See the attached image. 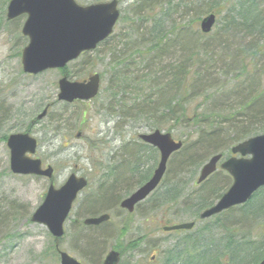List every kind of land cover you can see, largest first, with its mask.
Wrapping results in <instances>:
<instances>
[{"label":"rangeland","instance_id":"rangeland-1","mask_svg":"<svg viewBox=\"0 0 264 264\" xmlns=\"http://www.w3.org/2000/svg\"><path fill=\"white\" fill-rule=\"evenodd\" d=\"M10 1L0 0V264H61L59 247L84 264H90V259L88 260V257L84 255L85 250L89 247L85 240L93 233L101 234L104 239L107 237V241L104 240L107 247L101 260L105 258L111 248L116 249L118 246L122 253L120 264H166L169 253L176 252L177 246L183 247L186 251L188 246L194 249L197 247L194 241L197 240H202L204 246L211 247L212 253L220 255L224 252L223 248L227 242L226 235L229 234L224 229L227 228L226 226L235 229L239 246L243 237L261 239L259 236L263 233V228L260 227L261 222L253 221L262 215H257L254 202L249 208L248 221L250 222L247 224L244 220L243 223L237 222V219H235L236 222L231 221L228 212L218 215V218L202 220L200 217L196 218V215L204 209L198 212L193 207L185 208L186 200L188 203L191 202V192L195 189L198 191L209 189L212 178L216 180L220 175L218 178L222 179L223 183H228L224 190L231 185L232 180L228 173L220 168L215 176L206 180L201 186L196 184L199 171L210 156L199 168H191V170L188 166H184L182 169L172 166L171 162V166L168 163V173L160 187L148 197L146 204L143 203L145 205L131 216L121 210L119 204L114 205L111 199L109 202H98L99 204L97 203L98 205L95 206H99L97 209L90 208L88 199L97 195L100 185H103L104 189L114 188L117 194L125 197L138 188L137 185H134L135 183L133 184V181L137 180L139 184L148 176L151 177L158 166L160 155L158 153L156 155L154 151L142 159L140 153H135L136 150L133 151L131 147L138 149L139 135L149 133L155 128L148 126L149 123L144 120L136 121L128 116L124 118L123 114L126 113V109H122L121 113L115 111V115L108 110L107 105L117 101L109 97L111 93L107 86L111 72V67L108 66L110 51L109 47L102 44L99 46L101 52L98 60L103 57L105 58L104 62L95 61V66L91 67L92 64H89V61L94 60L91 56L90 60L80 58L66 67L69 78L76 80L86 78L95 72L102 74L103 70L108 69L102 78L101 93L92 101L69 104L58 100V81L64 75V71L60 68L48 69V71L37 73V75L25 73L21 58L22 50L29 42L28 37L22 33L26 16H19L13 20L7 19V6ZM76 1L81 4H89L110 0ZM135 1L120 0L122 17L114 32L116 36L118 33L124 34L130 30L125 22L126 19L123 18L129 15L127 13ZM188 1L189 5L187 6L192 4L191 9L188 8L186 11V8L180 7L173 20L185 25L192 24L188 30L191 29V34L196 37V33H200V20L205 15L200 13L199 9L205 7L206 0ZM180 2L181 0H175L174 5L180 4ZM165 5L166 3L163 4V8ZM159 10L160 6L154 8L156 13ZM198 17L200 18L197 20ZM219 26L220 24L210 35L203 36L202 41H210L216 35ZM179 48L172 49L173 59H186L189 54L182 53ZM211 53L215 58L211 65L204 66L207 68H205L206 70L211 69L205 75L209 76L210 80H216L213 83H217L221 89L225 88V90L220 89L221 94L233 90L234 74L230 71L227 72V69L222 70L223 67L227 68L228 56L224 54L218 60L216 54H220V49L216 47L211 49ZM200 54L203 55L202 51ZM201 59L206 60L204 56ZM261 60L254 79L259 78V82L262 84L264 83V57ZM212 67L214 68L212 69ZM255 82L258 83L257 80ZM262 85L258 84L257 88ZM215 88L203 87L200 96L192 101V105H198L201 111L204 110V106L209 108L208 110L213 109L214 100L207 99L205 101V99L216 91ZM232 98H229V102L235 103L236 98ZM50 103L52 105L49 116L32 124L39 112ZM262 123H264V119ZM254 127L264 128L258 125ZM198 129L194 124L188 126L181 123V125H176L171 132L176 140L190 145L198 137ZM162 130L167 131L166 129ZM18 131H30L38 139L39 149L36 157L43 159L45 164L55 169L53 180L57 187L64 184L67 177L75 172L90 180L89 186L77 198L71 216L66 221V235L62 242H59V246L56 245V239L51 235L47 225L31 221L33 212L43 202L51 180L32 174L17 175L10 169V150L7 146V137L9 134L18 133ZM225 135L232 139L233 133L225 131ZM125 160H127L128 168L123 177H119L120 165ZM174 161L173 158L172 163ZM132 162H139L141 165L135 174L132 173L130 166ZM224 186L222 184V187ZM124 189L127 190L124 191ZM175 198L178 200L173 201ZM215 198L212 201L214 203L217 201ZM235 211L243 215L244 209L236 208ZM103 212H110L111 219L99 231H93L83 223L82 225L74 223L76 219H80L82 222L88 216H98ZM263 220L264 218H262ZM188 221L196 222L195 227L191 230L186 229L178 232L163 230L164 225ZM103 230L110 232V235H106ZM256 249H260L255 250L256 254L264 253V248ZM245 264L253 263L248 260Z\"/></svg>","mask_w":264,"mask_h":264},{"label":"trees","instance_id":"trees-1","mask_svg":"<svg viewBox=\"0 0 264 264\" xmlns=\"http://www.w3.org/2000/svg\"><path fill=\"white\" fill-rule=\"evenodd\" d=\"M165 3V8H163ZM174 3L175 0H136L127 13L130 16L127 15L123 18L126 19L125 22L130 30L124 34L118 33L117 36L113 33L110 38L101 43L109 47L110 60L107 64L111 67V72L107 88L111 93L109 97L117 101L109 103L107 108L113 115H115V111L122 112V109H126V113L123 114L124 118L128 116L136 121L144 120L149 123L148 126L151 128L166 129L168 132L181 123L188 126L194 124L199 128L198 137L190 145L184 142L182 149L174 152L169 161V164L170 162L173 164L172 166L182 169L184 166H188L191 170V168H199L207 157L219 152H223L226 156L230 154L232 145L246 140L249 136L257 135L261 133L260 131L264 132V128L254 127L257 125L264 127V123H262L264 119V83L262 85L259 78L254 79L256 76L254 74L260 64L259 61L264 57V0H206L205 7L199 9L200 13L205 15L215 13L218 20L216 26L220 24L216 35L210 41H202L203 36L214 32L216 26L209 34L199 30L200 33H196L197 35L194 37L191 34V29L188 30L192 24L185 25L173 20L180 7L186 8L187 11L188 8L191 9L192 4L187 6L189 5L188 0H181L180 4L176 5ZM156 6H160L158 13L154 11ZM99 46L91 52L83 53L80 58L90 60L89 58L93 56L94 60L89 61V64H92L91 67L95 66V61L104 62L105 58L103 57L98 60L101 52ZM178 47L182 53L189 54L186 59H173L171 51ZM213 47L220 49V54H216L218 60L224 54L228 56L227 68L223 67L222 70L227 69V72L230 71L234 74L233 90L222 94L220 93L221 87L217 83H213L216 80H210V77L205 75L211 69L206 70L207 68L204 66L211 65L215 58L211 53ZM200 51L203 55L200 54ZM203 56L206 60L201 59ZM96 58L97 60H95ZM253 69L254 72H252ZM62 71L64 74H68L66 68ZM105 71L103 70L101 74L102 78L106 74ZM258 84L262 87L257 88ZM203 87H209V89L216 87V91L205 99V101L207 99L214 100L211 110L204 106V110L201 111L198 105H192V101L200 96ZM256 88L259 90L257 91ZM221 90H225V88ZM228 97L236 98L235 103L229 102ZM225 131L233 133L232 139L225 135ZM131 149L136 150L137 154L140 153L142 159L154 151L156 155L158 153L155 147L143 143L141 140L138 149L132 147ZM173 158L175 161L172 163ZM124 163L120 165L119 177H123L128 168L127 160ZM130 166L132 170H135V173L141 167L139 162H132ZM216 172L206 180L215 176ZM167 173L168 170L166 176ZM228 176L231 179L229 174ZM218 177L220 175L216 180L211 179L209 189L205 191L195 189L191 192V202L188 203L186 200L185 208L193 207L200 212L214 204L213 198L216 197L217 200L228 189L224 190L228 183H223V180ZM149 178L150 176L140 181L139 184ZM204 182L197 185L201 186ZM222 184L225 186L222 187ZM99 189L97 195L88 199L90 208L97 209L99 206L95 207L96 205L109 202V199L114 202V205H118L124 198L121 194H117L114 188L104 189V186L100 185ZM177 200L178 198H175L173 201ZM252 202L257 208V215H262L253 221L261 222L260 227L263 228L262 235H259L261 239L243 237L239 246L235 229L225 225L227 228L224 229L229 234L226 235L227 242L223 248L224 252L220 255L212 253L211 247L204 246L202 240H197L194 241L197 245L194 249L188 246L186 251L183 247L177 246L176 252L169 253L166 264H245L248 260L256 264L264 260V253L259 255L255 253V250H260L256 248H264V220L262 221L264 218V187L260 188L250 201L225 212L229 213L231 221L236 222L235 219H237V222L243 223L244 220L247 224L250 222L248 221V212ZM144 203L146 204V201ZM145 204L142 203V206ZM236 208L244 209L243 215L236 212ZM199 214L196 215V218L199 217ZM75 224L82 225L81 223ZM105 224L86 227L92 228L93 231H99L105 227ZM101 225L103 226L101 227ZM103 232L110 235V232L106 230ZM104 240L107 241V237L104 239L101 234L96 233L91 234L85 240L89 247L85 250L84 255L88 257V260L90 259V264H101L107 247ZM116 249L121 250L118 246Z\"/></svg>","mask_w":264,"mask_h":264},{"label":"water","instance_id":"water-1","mask_svg":"<svg viewBox=\"0 0 264 264\" xmlns=\"http://www.w3.org/2000/svg\"><path fill=\"white\" fill-rule=\"evenodd\" d=\"M7 19L13 20L26 14L22 27L29 43L23 49L24 72L37 74L48 69L65 67L77 59L81 53L91 51L109 38L120 19L118 0L81 5L76 0H11L7 6ZM215 13H209L201 20V31L210 33L217 20ZM59 100L71 103L74 100H92L99 94L100 74L95 73L85 81L69 80L67 76L59 79ZM49 106L39 113L37 120L47 116ZM140 138L158 148L161 159L149 181L142 184L130 197L121 202V207L134 210L137 203L146 199L161 183L173 152L180 150L182 141H176L172 133L154 130L140 134ZM11 150L10 168L16 174L45 176L53 179L54 169L43 168L42 159L35 158L37 139L29 133L18 132L8 137ZM232 155L222 160L221 153L215 154L200 170L198 182L204 181L216 171L218 164L232 176V185L217 202L200 213L201 219L218 215L249 201L255 192L264 186V132L247 137L246 140L231 147ZM88 179L76 173L67 177L64 184L56 187L50 184L42 204L33 212L32 222L47 225L59 246L64 237L65 222L71 213L79 194L88 185ZM110 214L89 216L85 225L99 226L107 222ZM195 222L176 223L164 226V230L192 229ZM61 264H83L68 252L60 250ZM121 254L111 249L102 264H120ZM259 264H264V261Z\"/></svg>","mask_w":264,"mask_h":264},{"label":"flooded vegetation","instance_id":"flooded-vegetation-1","mask_svg":"<svg viewBox=\"0 0 264 264\" xmlns=\"http://www.w3.org/2000/svg\"><path fill=\"white\" fill-rule=\"evenodd\" d=\"M32 124H35V122L32 121ZM27 132H30V131H27ZM30 133H31V132H30ZM31 134H32V133H31ZM43 165H44V167H47V166H48V164H45L44 161H43ZM132 171H133L132 173L135 174V172H134L135 170H132ZM134 174H133V176H134ZM137 182H138V181L135 180V182L133 181V184L135 183L134 185H137V187L139 188L140 184H138ZM135 190H136V189H135ZM142 203H143V202L136 204L135 207H134V210L131 211V212L128 211V210H126V209H121V210H123L124 212L126 211V212L129 214V216H131V214L135 213L136 211L139 210V208H141Z\"/></svg>","mask_w":264,"mask_h":264},{"label":"bare ground","instance_id":"bare-ground-1","mask_svg":"<svg viewBox=\"0 0 264 264\" xmlns=\"http://www.w3.org/2000/svg\"><path fill=\"white\" fill-rule=\"evenodd\" d=\"M219 153H221V154L224 156V153H223V152H219ZM219 153H215V154H219ZM212 156H214V155H212ZM212 156H210L209 158H211ZM205 163H206V162H205ZM204 165H205V164H204ZM204 165H203V166H204ZM203 166H202V167H203ZM202 167H201V168H202ZM200 170H201V169H200ZM219 181H220V180H219Z\"/></svg>","mask_w":264,"mask_h":264}]
</instances>
